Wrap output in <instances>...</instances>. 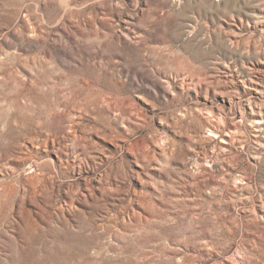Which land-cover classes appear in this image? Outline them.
<instances>
[{"label": "rangeland", "instance_id": "374dc122", "mask_svg": "<svg viewBox=\"0 0 264 264\" xmlns=\"http://www.w3.org/2000/svg\"><path fill=\"white\" fill-rule=\"evenodd\" d=\"M0 264H264V0H0Z\"/></svg>", "mask_w": 264, "mask_h": 264}]
</instances>
